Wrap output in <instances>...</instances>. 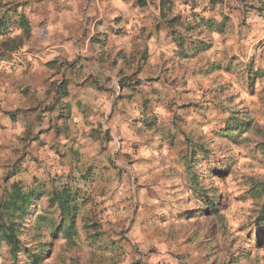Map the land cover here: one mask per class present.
<instances>
[{
    "label": "rangeland",
    "instance_id": "1",
    "mask_svg": "<svg viewBox=\"0 0 264 264\" xmlns=\"http://www.w3.org/2000/svg\"><path fill=\"white\" fill-rule=\"evenodd\" d=\"M148 2L174 29L179 59L163 65L160 112L144 124L155 140V152L139 161L146 171L126 176L108 157L110 175L94 173L93 164L74 173L91 176L78 237L51 239L47 228L36 234L28 218L21 240L48 245L39 264H264V223L257 222L264 199L252 188L264 182V0ZM20 35L21 44L30 38L28 30ZM199 42L209 49L196 50ZM19 118L5 122L0 113V201L13 182L39 185L46 195L56 177L70 174L44 165V155L58 153L37 140L53 126L40 117L32 128ZM232 122L248 126L227 135ZM115 195L127 209L108 203ZM37 207L42 214L46 196ZM12 263L1 244L0 264ZM17 264H29L28 255Z\"/></svg>",
    "mask_w": 264,
    "mask_h": 264
},
{
    "label": "crops",
    "instance_id": "2",
    "mask_svg": "<svg viewBox=\"0 0 264 264\" xmlns=\"http://www.w3.org/2000/svg\"><path fill=\"white\" fill-rule=\"evenodd\" d=\"M140 1L21 0L30 38L16 52L0 50V113L5 122L19 116L33 128L41 117L53 126L37 142L58 153L43 158L57 174L93 164L110 175L108 157L126 176L146 171L139 161L155 152V140L144 124L160 112L163 65L179 58L174 29ZM13 31L9 38L21 37ZM108 203L130 204L117 195Z\"/></svg>",
    "mask_w": 264,
    "mask_h": 264
},
{
    "label": "trees",
    "instance_id": "3",
    "mask_svg": "<svg viewBox=\"0 0 264 264\" xmlns=\"http://www.w3.org/2000/svg\"><path fill=\"white\" fill-rule=\"evenodd\" d=\"M21 6L17 3H3L0 0V38H6L0 45V50L3 52H16L22 48L20 39L9 38L14 32V27L21 30L29 29L28 22L18 12ZM206 24L211 27L214 22L209 21ZM209 47V44L199 42L195 48L207 50ZM246 126H248L246 123H229L225 127L226 134L240 133L246 129ZM193 150L194 153L195 150ZM55 179L58 185L46 195L39 185L25 187L20 182H13L5 198L0 201V245L4 244L8 248L12 264H17L21 253L28 255L29 264H39L44 249L48 247L46 244L38 243L37 247L30 248L22 242L21 236L26 229L25 221L28 218L34 220L29 229L36 234H40L43 228H47L51 239H57L61 235L71 241L78 237L77 218L85 201L84 188L91 181L90 173L81 174L79 178L69 174L65 178L56 177ZM252 188L258 198L264 199V182H253ZM44 196L47 198V207L42 214H38L37 204ZM207 204L213 206L214 203L208 201ZM257 222L259 226L264 223V201ZM32 251H38V253Z\"/></svg>",
    "mask_w": 264,
    "mask_h": 264
}]
</instances>
